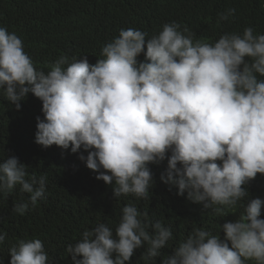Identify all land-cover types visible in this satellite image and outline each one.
Returning a JSON list of instances; mask_svg holds the SVG:
<instances>
[{"label": "clouds", "instance_id": "obj_1", "mask_svg": "<svg viewBox=\"0 0 264 264\" xmlns=\"http://www.w3.org/2000/svg\"><path fill=\"white\" fill-rule=\"evenodd\" d=\"M0 7L1 94L17 110L26 96L42 101L35 143L73 154L83 149L87 156L78 159L97 180L114 182L116 199H147L149 165L167 160L161 181L179 195L187 190L204 209L220 214L219 206L242 200L240 219L222 225L223 240L196 228L161 264H264V200L242 187L264 174V34L247 27L242 35L193 43L189 30L173 22L149 39L128 28L98 44L89 24L73 17L76 10L33 30L15 25L3 0ZM234 13L228 9L217 22ZM46 181L29 176L15 156L0 163V194L17 186L29 194L14 204L21 216L44 198ZM121 212L115 233L100 223L68 245L73 264H131L145 243L146 261L161 256L172 230L134 204ZM6 237L0 234V244ZM9 254V264H48L39 239L20 240Z\"/></svg>", "mask_w": 264, "mask_h": 264}, {"label": "trees", "instance_id": "obj_2", "mask_svg": "<svg viewBox=\"0 0 264 264\" xmlns=\"http://www.w3.org/2000/svg\"><path fill=\"white\" fill-rule=\"evenodd\" d=\"M3 3L15 25L34 26L33 30L44 21H62L76 10L73 17L89 24L92 39L98 44L115 31L128 28L147 33L146 39H149L162 31L164 24L173 22L180 25L181 31L189 30L184 34L190 33L193 43L197 40L212 42L224 33L242 35L247 27H252L254 34H264V0H19L17 3L3 0ZM228 9H235L234 15L218 23L219 14ZM15 25L10 24L9 29L15 31ZM1 92L3 90H0V163L15 156L26 165L29 176H45L47 181L44 198L35 207L30 206L23 216L14 212L13 207L15 203L26 201L28 193H21L17 186L8 196L0 194V234L7 233L6 240L0 244V264H9L11 247L17 246L20 240L32 239L42 241L48 264H73L68 245H74L84 231L100 223H105L115 233L121 209L129 203L141 213L147 212L150 221H160L173 233L155 261L144 259L148 247L145 243L134 250L131 264H161L196 228L223 240L222 225L240 219L244 211L240 205L242 200L235 207L219 206L222 212L217 214L194 203L188 198L187 190L179 195L176 186L162 182L160 176L167 168V160L149 165L154 182L147 199L131 195L116 199L114 182L109 185L97 180L98 173L78 159L80 152L87 156L83 149L73 154L70 148L64 150L56 145L44 148L35 143L37 117L44 118L39 98L26 96L17 110ZM242 187L253 198L264 200V174L258 173ZM262 210L260 218L264 219V206Z\"/></svg>", "mask_w": 264, "mask_h": 264}, {"label": "rangeland", "instance_id": "obj_3", "mask_svg": "<svg viewBox=\"0 0 264 264\" xmlns=\"http://www.w3.org/2000/svg\"><path fill=\"white\" fill-rule=\"evenodd\" d=\"M93 64H96V63H93ZM93 64H91V65H93Z\"/></svg>", "mask_w": 264, "mask_h": 264}]
</instances>
